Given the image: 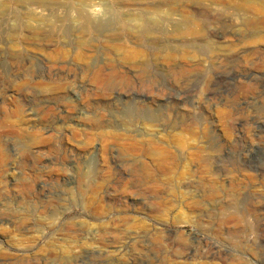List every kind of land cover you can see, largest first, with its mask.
I'll use <instances>...</instances> for the list:
<instances>
[{
	"label": "rangeland",
	"instance_id": "1",
	"mask_svg": "<svg viewBox=\"0 0 264 264\" xmlns=\"http://www.w3.org/2000/svg\"><path fill=\"white\" fill-rule=\"evenodd\" d=\"M0 264H264V0H0Z\"/></svg>",
	"mask_w": 264,
	"mask_h": 264
},
{
	"label": "bare ground",
	"instance_id": "2",
	"mask_svg": "<svg viewBox=\"0 0 264 264\" xmlns=\"http://www.w3.org/2000/svg\"><path fill=\"white\" fill-rule=\"evenodd\" d=\"M98 26H102V23H99ZM95 28L102 32L110 30L113 33L112 35L113 36L115 35L116 37L119 35V33H121L126 37H128L129 39L135 40V42L137 43H142L144 41L149 43L160 42L162 41L163 38H168V36H172V35L174 36V38L185 39L192 35L190 31V27H95ZM156 35H159V37H157ZM179 68L180 67L178 65L172 67L171 70L172 73L174 74L179 73L181 71L179 70ZM146 70L148 71H145L144 74L149 76L151 73L150 76L153 77L154 73L150 72L148 68H146Z\"/></svg>",
	"mask_w": 264,
	"mask_h": 264
}]
</instances>
